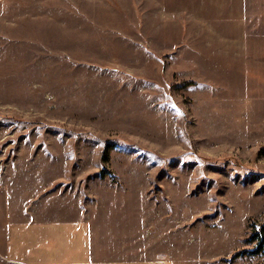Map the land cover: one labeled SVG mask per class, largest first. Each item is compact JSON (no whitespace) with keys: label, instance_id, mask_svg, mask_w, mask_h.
Segmentation results:
<instances>
[{"label":"rangeland","instance_id":"rangeland-1","mask_svg":"<svg viewBox=\"0 0 264 264\" xmlns=\"http://www.w3.org/2000/svg\"><path fill=\"white\" fill-rule=\"evenodd\" d=\"M263 230L264 0H0V264H264Z\"/></svg>","mask_w":264,"mask_h":264},{"label":"trees","instance_id":"trees-1","mask_svg":"<svg viewBox=\"0 0 264 264\" xmlns=\"http://www.w3.org/2000/svg\"><path fill=\"white\" fill-rule=\"evenodd\" d=\"M258 237H256V240H258V247L252 251V254H257L260 250H262V253L264 254V241L262 239V237H260L259 235H256ZM263 236H264V230H263Z\"/></svg>","mask_w":264,"mask_h":264},{"label":"crops","instance_id":"crops-1","mask_svg":"<svg viewBox=\"0 0 264 264\" xmlns=\"http://www.w3.org/2000/svg\"><path fill=\"white\" fill-rule=\"evenodd\" d=\"M76 244H77V241L75 240V241L73 242V245H75V246H76Z\"/></svg>","mask_w":264,"mask_h":264}]
</instances>
